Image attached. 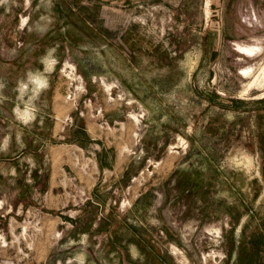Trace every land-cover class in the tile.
<instances>
[{"label":"rangeland","instance_id":"374dc122","mask_svg":"<svg viewBox=\"0 0 264 264\" xmlns=\"http://www.w3.org/2000/svg\"><path fill=\"white\" fill-rule=\"evenodd\" d=\"M0 264H264V0H0Z\"/></svg>","mask_w":264,"mask_h":264},{"label":"clouds","instance_id":"9594fccd","mask_svg":"<svg viewBox=\"0 0 264 264\" xmlns=\"http://www.w3.org/2000/svg\"><path fill=\"white\" fill-rule=\"evenodd\" d=\"M45 65V71L48 73H51V71L54 70V65L56 63V60L53 58L51 60L48 59V57H45L42 61ZM29 82L32 83L36 89H46L48 87V81L46 78H44L42 75H37L33 73H29ZM21 89L27 87V84L21 83L20 84ZM31 112L26 111L25 113V119L24 123H27L28 120L33 119Z\"/></svg>","mask_w":264,"mask_h":264}]
</instances>
